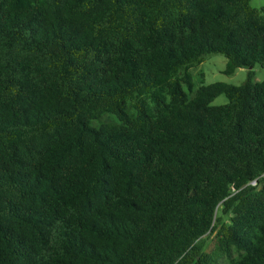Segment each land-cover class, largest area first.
<instances>
[{"label":"trees","instance_id":"trees-1","mask_svg":"<svg viewBox=\"0 0 264 264\" xmlns=\"http://www.w3.org/2000/svg\"><path fill=\"white\" fill-rule=\"evenodd\" d=\"M251 1L0 0V264H264Z\"/></svg>","mask_w":264,"mask_h":264},{"label":"rangeland","instance_id":"rangeland-1","mask_svg":"<svg viewBox=\"0 0 264 264\" xmlns=\"http://www.w3.org/2000/svg\"><path fill=\"white\" fill-rule=\"evenodd\" d=\"M251 3L254 7L260 10L264 6V0H252ZM262 14L264 15V11H262ZM227 61L228 59L226 56L222 54H210L206 56L205 61H203L201 64L192 67L190 72L193 76L194 92H192L190 97H193L197 89L204 84L208 85L218 81L227 82L234 85H241L245 83L249 78L250 70L248 68H238L234 74L228 75L225 73ZM253 71L254 73L251 77L253 81L264 80V67H261L259 64H257L253 68ZM185 89L188 91L187 86H185ZM228 101L229 100L227 96L222 94L215 98L212 104L223 105ZM203 243L207 251H217V240L215 233H209L205 235L203 237ZM219 264H227L226 258L224 256L220 259Z\"/></svg>","mask_w":264,"mask_h":264},{"label":"water","instance_id":"water-1","mask_svg":"<svg viewBox=\"0 0 264 264\" xmlns=\"http://www.w3.org/2000/svg\"><path fill=\"white\" fill-rule=\"evenodd\" d=\"M254 183H256V182H254Z\"/></svg>","mask_w":264,"mask_h":264}]
</instances>
